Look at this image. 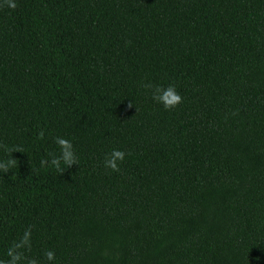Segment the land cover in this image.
Here are the masks:
<instances>
[{
	"label": "trees",
	"instance_id": "obj_1",
	"mask_svg": "<svg viewBox=\"0 0 264 264\" xmlns=\"http://www.w3.org/2000/svg\"><path fill=\"white\" fill-rule=\"evenodd\" d=\"M15 3L0 0V142L23 152L0 173V259L31 225L41 264L46 249L52 264H264V0ZM148 82L183 103L165 110ZM57 136L79 163L63 174L41 165Z\"/></svg>",
	"mask_w": 264,
	"mask_h": 264
},
{
	"label": "clouds",
	"instance_id": "obj_2",
	"mask_svg": "<svg viewBox=\"0 0 264 264\" xmlns=\"http://www.w3.org/2000/svg\"><path fill=\"white\" fill-rule=\"evenodd\" d=\"M7 6L11 9L16 8L15 0H6ZM141 87L151 93V99L163 106L167 111H170L183 103V97L177 92L175 85L162 87L160 85H153L152 83H141ZM132 107V104H129ZM138 111V109H137ZM44 131H40L37 139H43ZM54 143L58 148V154L52 153L46 160L41 161V165L53 167L63 174L65 169L71 168L73 165H79L78 158L75 154L73 144L70 140L63 137H55ZM0 149H2L8 156L7 159H0V173H8L11 169L17 168L18 161L12 157L14 152H23V149L18 145L9 147L0 142ZM126 153L120 149H113L106 154L103 160V166L110 172H120V165L124 162ZM32 247V226L25 228L22 235L9 245L6 250L7 259H0V264H41L35 258L27 255ZM44 259L48 264H52L56 259L55 252L51 249H46L43 253Z\"/></svg>",
	"mask_w": 264,
	"mask_h": 264
}]
</instances>
